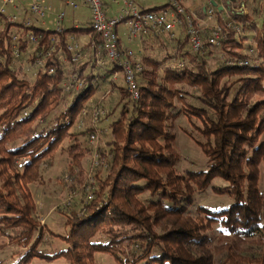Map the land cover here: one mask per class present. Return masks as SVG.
Returning <instances> with one entry per match:
<instances>
[{
    "label": "trees",
    "instance_id": "obj_1",
    "mask_svg": "<svg viewBox=\"0 0 264 264\" xmlns=\"http://www.w3.org/2000/svg\"><path fill=\"white\" fill-rule=\"evenodd\" d=\"M240 1L246 8L248 0ZM227 4L214 11L213 25L223 35L217 46L209 42L214 26L199 29L198 53L189 47L185 25L175 37L152 35L158 41L173 38L175 50L162 59L139 54L143 71L136 102L125 85L110 83L121 72L117 65L96 66L101 41L90 27L58 34L35 25L3 26L0 237L16 250L9 264H96L98 253L114 264H214L215 258L219 264H264V2L247 13ZM204 17L202 10L199 18ZM20 29L16 47L35 71L32 82L15 68L9 32ZM29 31L40 36L37 45L27 40ZM78 35L88 36L94 51L71 69L77 63L66 47ZM100 53L98 59H106ZM39 59L43 67L37 66ZM103 84L109 88L104 96L115 93L117 104L91 126V112L100 105L93 99ZM180 117L191 126L193 133L184 132L206 159L205 171L177 172L172 128ZM91 134H98V142L99 134L108 136L105 147L98 143L97 166ZM58 154L68 161L62 184L74 194L58 210L65 220L63 235L41 224L30 191L43 183ZM88 158L91 172L85 169ZM216 180L222 186H213ZM208 189L231 204L220 210L196 206L195 195ZM213 225L221 232L214 245ZM48 238L59 239L60 246L41 249Z\"/></svg>",
    "mask_w": 264,
    "mask_h": 264
},
{
    "label": "rangeland",
    "instance_id": "obj_2",
    "mask_svg": "<svg viewBox=\"0 0 264 264\" xmlns=\"http://www.w3.org/2000/svg\"><path fill=\"white\" fill-rule=\"evenodd\" d=\"M122 1L123 0H116L117 5L114 4L113 9L114 11H121L122 9ZM235 1V3H234ZM13 5H22L24 7L28 6L29 0H12ZM51 0H46V4H51ZM135 7H137L140 10L143 9H150L154 7H160L168 4L169 0H132ZM209 0H188L185 2V6L187 8L188 12H193L198 20H196V24L198 28L203 27H213V23L215 21V15L211 20H207L205 17L200 19L199 15L200 12L205 9L208 10L210 8L215 11V8L217 5L222 4L225 9H227V5L230 6L234 10H241L243 9L245 13L250 12L254 8H257L259 5H257L256 0H248L246 2V8H243L244 3L240 0H215L216 5L214 7L208 6ZM59 8L62 9L66 14V20L63 24L66 28H72L73 25L69 24L67 22V17L69 14H71V10L66 7L64 4H59ZM8 12H12L11 8L9 7L7 9ZM119 13V12H118ZM52 12L49 13L51 15ZM48 15V16H49ZM54 15V14H52ZM109 16V15H108ZM110 17V16H109ZM53 18V17H52ZM226 18V17H225ZM256 21H260V15H256ZM54 19V18H53ZM36 25V23H34ZM51 29H54V23L53 26H51ZM80 27H87V25L82 24ZM177 33H174V37ZM185 35V34H184ZM151 35L150 42L142 41L140 43L142 50H136L135 52L139 55L141 52H143L145 55H149L152 57H155L157 59H162L164 56L173 54L175 42L174 39L169 37L168 35L161 40H155L152 38ZM78 41V40H76ZM149 41V40H148ZM139 42V41H138ZM137 42V43H138ZM146 42V43H145ZM136 43V42H135ZM163 43V45H162ZM80 44V42H79ZM129 45H133L134 42L128 43ZM81 45V44H80ZM87 52L84 51V48H81V58L79 62L76 64V66L72 67L71 69L77 68L87 60H89L88 56L86 57ZM18 60L15 61V68L20 70L21 76L25 77L29 82L33 81L34 77V69L30 68L29 65L26 63V58L23 56L22 58H17ZM70 67V66H69ZM88 72V68L85 71ZM121 74V73H120ZM122 76V75H121ZM120 78V77H119ZM116 83L118 84L119 79L115 78ZM109 88H106L105 85L101 87L100 91H98L94 97L93 100L96 99V103L100 102V105H103V109L105 113H108L111 111V109L117 104V96L115 93L113 95H105L106 90ZM191 94L194 96H197L198 93L195 91H192ZM195 97H188L187 100L189 103L198 105V102L194 99ZM117 114L115 116H112V118L108 119L109 121L112 119H116ZM108 120H106L103 123V126H107ZM192 132L191 126L188 123L186 118L180 117L178 118L172 128V132L175 135V143L174 147L177 152V155L179 157L178 164L176 166L177 172L180 174L185 175L189 171L198 172V171H205L206 170V159L202 155L199 148L196 146L194 142H192L189 137L185 134V132ZM99 146L105 147V144L108 141V136L99 134ZM84 141V139H82ZM67 158L65 154H58L55 159L54 166L52 168L46 169L43 173V183L42 184H36L30 187V191L32 193L33 199L36 202L37 207V217L40 220L41 224H44V226L50 230L51 232L63 235L65 233L64 228V218L61 216L58 212L59 209H62L63 206L69 202V200H72L74 194L69 193L67 187L64 186L63 180L65 178V172H66V164H67ZM91 161L90 159H86L85 161V169L87 172H91ZM62 180V182L60 181ZM140 185H144L143 182L140 183ZM213 186H222L221 182L216 180L213 182ZM75 188L78 190V186L76 185ZM72 196V197H71ZM79 196H75V200H79ZM195 201L196 206H203L207 207L211 210H220L223 208L228 207V205L231 204V200L228 199L226 196H216L212 193L210 189L207 190V192L203 195L196 194L195 195ZM192 214L195 215V210H192ZM220 227L213 225L211 228V231L209 232V236L211 238L212 244L214 245L216 241L220 238ZM6 240L3 237H0V262L3 264H9L14 258V253L16 250L14 248L5 246ZM60 246L59 239L56 238H48L46 240V243L41 246V249H45L47 251L53 250L55 247ZM95 263L96 264H114L112 259L103 254H96L95 255ZM33 264H38L36 262H33ZM54 264H61V262H56ZM214 264H219L217 258H215Z\"/></svg>",
    "mask_w": 264,
    "mask_h": 264
},
{
    "label": "built area",
    "instance_id": "obj_3",
    "mask_svg": "<svg viewBox=\"0 0 264 264\" xmlns=\"http://www.w3.org/2000/svg\"><path fill=\"white\" fill-rule=\"evenodd\" d=\"M112 3L115 0H110ZM188 0H169L167 6L163 9L156 11L140 10L134 6L132 0H123L122 9L115 16H108L105 5L102 0H83L84 6L88 9L90 15V28L96 34L101 41V45L98 48L96 58L102 53L109 64L117 65L121 69L122 78L126 91L132 101H138L139 94V76L143 71L141 57L135 56L130 53V57L126 58L120 51L119 36L117 29L122 26L126 30V36L129 42L137 41L142 37L149 35H171L177 31L182 30L185 25L184 33L188 37V43L193 53H198L202 48L201 33L198 26L193 24V21L198 20L197 16L193 12L187 13L185 2ZM64 5L67 7H75L76 0H63ZM210 4V3H209ZM11 8L12 12H8L7 9ZM205 18L211 20L214 16L212 8L205 10ZM50 13V8L46 6L45 0H29L28 6L13 5L12 0H0V31L3 26H15V24H22L24 28H30L34 26V23L44 24ZM23 14L25 16L23 17ZM65 14L58 12L54 18V31L61 34L64 31L63 21ZM230 26V24H228ZM19 31H10L9 35L12 41L13 55L17 59L19 58V52L16 47V43L19 38ZM223 38L222 31L219 27H213V31L209 37V42L213 45H218L219 40ZM27 40L37 45L40 40L39 35H35L32 31L27 34ZM82 46L78 41L69 38L66 50L72 54V62L78 63L81 58ZM54 51V47H51L46 54V57H50V54ZM43 59L37 61L38 67H43ZM97 64L103 66V63L99 60ZM49 74L53 73V70L48 71ZM84 115L85 112L83 111ZM105 116V111L97 105L91 112L90 124L95 126L96 123ZM83 126V123L80 124ZM89 145L93 150L92 160L94 165H98V134H91L89 136ZM90 199V196H89Z\"/></svg>",
    "mask_w": 264,
    "mask_h": 264
},
{
    "label": "crops",
    "instance_id": "obj_4",
    "mask_svg": "<svg viewBox=\"0 0 264 264\" xmlns=\"http://www.w3.org/2000/svg\"><path fill=\"white\" fill-rule=\"evenodd\" d=\"M51 1H52L51 4L47 5L46 4V0H45V4H46V6H48L50 8V12H52V14H54V15H52V14L49 15L47 17V19L45 20L44 24L36 23L35 26L41 27V28H43L45 30H49V29L52 28L51 26H53V23H54V19L53 18H55V14H57L58 12H63L65 14V12L62 9L59 8V4L60 3L64 4L63 0H51ZM102 1H103L104 5H105L107 14L109 16H115V15L118 14V12H120L118 10L114 11V9H113L114 4L117 5L116 0H115L114 3H112L110 0H102ZM257 1H259V3H258L259 5H261V3L264 2V0H257ZM209 3H212L213 7L216 5L215 0H209L208 4ZM68 8L72 11L71 14H69L68 17H67V22L69 24H72L74 28H81L80 25H82V24H85V25H87V27H90V15H89L88 9L83 4V0H76V6L75 7H68ZM215 9H218L220 11H224V6L222 4H220V5H217ZM143 10H148V9H143ZM65 20H66V14H65V17H64L63 24H64ZM63 28L64 29H69V28H66L65 26H63ZM82 28H86V27H82ZM52 30H54V29H52ZM117 32H118V36H119L120 51L122 53H124V54L132 53L135 56H139L135 51L139 50V49L140 50L143 49V48L140 47V46H142V45H140V43L142 41H145L146 39H147L146 42H150V40H152V39H150L151 35H149V36L142 37L141 39H139L137 41H132V42H134V44L133 45L132 44L129 45L128 43H131V42H129L128 39H127L125 28L120 26L117 29ZM75 40H78V42H80L82 48H84V51L87 52L86 57L87 56L88 57L92 56L93 51H94L93 50L94 49L93 48L94 47V42H91V40L89 39L88 36H86V35H78V36H76ZM93 58H95V60H96V66L97 67H102V66L97 64V61H99V60L103 63L104 66L106 64H108L106 59H103L101 57L99 59L98 58L96 59V56L93 57ZM121 75L122 74H120V73L114 74L111 77V79H110V83L112 85L115 84L116 81H114V80H115V78L116 79L118 78L119 82H118V84L117 83L116 84L121 86V87H124V81H123V78H122Z\"/></svg>",
    "mask_w": 264,
    "mask_h": 264
},
{
    "label": "water",
    "instance_id": "obj_5",
    "mask_svg": "<svg viewBox=\"0 0 264 264\" xmlns=\"http://www.w3.org/2000/svg\"><path fill=\"white\" fill-rule=\"evenodd\" d=\"M220 11V10H219Z\"/></svg>",
    "mask_w": 264,
    "mask_h": 264
}]
</instances>
